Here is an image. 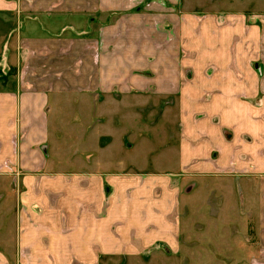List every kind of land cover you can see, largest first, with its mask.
Segmentation results:
<instances>
[{
	"label": "crops",
	"instance_id": "obj_1",
	"mask_svg": "<svg viewBox=\"0 0 264 264\" xmlns=\"http://www.w3.org/2000/svg\"><path fill=\"white\" fill-rule=\"evenodd\" d=\"M174 106L177 169H111L100 144L81 169L50 159V127L70 109L107 120ZM203 177L218 178L220 195L228 180L240 193L243 231H215L213 243L264 264V13L181 0H0V264L177 254L185 197Z\"/></svg>",
	"mask_w": 264,
	"mask_h": 264
},
{
	"label": "rangeland",
	"instance_id": "obj_2",
	"mask_svg": "<svg viewBox=\"0 0 264 264\" xmlns=\"http://www.w3.org/2000/svg\"><path fill=\"white\" fill-rule=\"evenodd\" d=\"M181 1L185 8L200 11L264 13V0ZM125 100L126 98H121V101ZM132 100L137 101L136 98ZM137 107L110 111L107 120L106 118L102 120L98 112L87 118L88 116L76 111V108L66 111L63 123L50 127L49 145L51 148L56 146L57 151V156L54 157L52 150H49L50 159L58 168L81 169L86 152L97 149L100 144L103 145L102 149L96 151L106 153L109 158L102 160L109 163L108 167L111 169L135 171L177 169L179 139L177 108L155 107L151 110ZM113 114L118 115V119H113ZM97 137H100V142H94ZM201 183L199 189L195 188L185 197L187 207L186 204L182 207L183 237L179 253L167 254L161 249H154L137 256L106 255L102 264H241L243 255L239 252L231 253L229 242L228 246L224 247V243L219 245L212 241L215 231L222 233L232 229L239 235L243 231L240 193L238 189H232L230 180L221 195L216 188L218 178L203 177ZM218 197L227 201V208L219 211L214 207ZM225 216L229 220L227 221L229 226H224L220 221L221 217ZM253 222L251 219V222L245 224L246 230H256V224ZM198 234L202 237H193ZM234 239L240 241V238ZM238 245L235 243L233 249L240 251Z\"/></svg>",
	"mask_w": 264,
	"mask_h": 264
}]
</instances>
